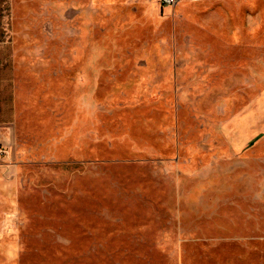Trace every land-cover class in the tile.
I'll list each match as a JSON object with an SVG mask.
<instances>
[{
	"label": "rangeland",
	"instance_id": "rangeland-1",
	"mask_svg": "<svg viewBox=\"0 0 264 264\" xmlns=\"http://www.w3.org/2000/svg\"><path fill=\"white\" fill-rule=\"evenodd\" d=\"M12 16L24 113L0 143V264H264V0Z\"/></svg>",
	"mask_w": 264,
	"mask_h": 264
},
{
	"label": "crops",
	"instance_id": "crops-1",
	"mask_svg": "<svg viewBox=\"0 0 264 264\" xmlns=\"http://www.w3.org/2000/svg\"><path fill=\"white\" fill-rule=\"evenodd\" d=\"M15 3L16 0H0V143L7 147L14 131L11 126L15 129L24 113L21 95L22 63L19 58L20 50L12 31V10ZM10 148L6 149L8 155H12ZM6 169L9 168L0 165V177ZM7 183L11 184L12 179L0 180V193L4 189L6 202L9 200L13 203L14 190L11 186L6 187ZM4 185L5 187H2Z\"/></svg>",
	"mask_w": 264,
	"mask_h": 264
},
{
	"label": "built area",
	"instance_id": "built-area-1",
	"mask_svg": "<svg viewBox=\"0 0 264 264\" xmlns=\"http://www.w3.org/2000/svg\"><path fill=\"white\" fill-rule=\"evenodd\" d=\"M177 0H160L162 5L175 3ZM0 152H6V149H1Z\"/></svg>",
	"mask_w": 264,
	"mask_h": 264
}]
</instances>
